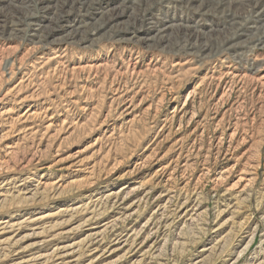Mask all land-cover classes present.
<instances>
[{"label":"rangeland","instance_id":"1","mask_svg":"<svg viewBox=\"0 0 264 264\" xmlns=\"http://www.w3.org/2000/svg\"><path fill=\"white\" fill-rule=\"evenodd\" d=\"M0 264H264V0H0Z\"/></svg>","mask_w":264,"mask_h":264},{"label":"bare ground","instance_id":"2","mask_svg":"<svg viewBox=\"0 0 264 264\" xmlns=\"http://www.w3.org/2000/svg\"><path fill=\"white\" fill-rule=\"evenodd\" d=\"M122 1H123V0H122ZM186 2H187V1H186ZM2 3H3V2H2ZM2 3H1V4H2ZM112 10H113V9H112ZM117 12H118V11H117ZM259 12H260V11H259ZM124 22H125V21H124ZM118 24H119V23H118ZM252 40H253V39H252ZM182 47H183V46H182ZM239 255H240V254H239Z\"/></svg>","mask_w":264,"mask_h":264}]
</instances>
